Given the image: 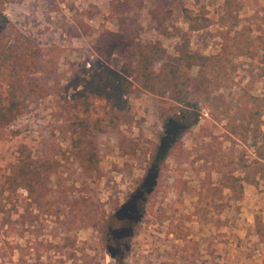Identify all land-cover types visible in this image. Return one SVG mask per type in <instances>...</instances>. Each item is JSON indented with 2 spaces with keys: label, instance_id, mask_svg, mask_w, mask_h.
I'll list each match as a JSON object with an SVG mask.
<instances>
[{
  "label": "rangeland",
  "instance_id": "374dc122",
  "mask_svg": "<svg viewBox=\"0 0 264 264\" xmlns=\"http://www.w3.org/2000/svg\"><path fill=\"white\" fill-rule=\"evenodd\" d=\"M157 6L171 11L163 27L151 14ZM8 22L53 51L13 87L0 83V95L11 90L21 104L11 122L0 119V264H116L101 243L106 221L143 179L163 119L180 111L172 94L136 85L126 122L97 138L100 174L84 171L62 108L74 93L66 86L96 63L123 72L128 56L101 46L119 33L160 43L156 66L199 53L225 67L182 151L166 159L126 264H264V176L245 185L241 202L220 189L233 156L264 153V0H0L4 42ZM191 75L197 80L199 68ZM28 158L55 169L41 207L25 188L4 185ZM205 184L218 196H206Z\"/></svg>",
  "mask_w": 264,
  "mask_h": 264
},
{
  "label": "trees",
  "instance_id": "16d2710c",
  "mask_svg": "<svg viewBox=\"0 0 264 264\" xmlns=\"http://www.w3.org/2000/svg\"><path fill=\"white\" fill-rule=\"evenodd\" d=\"M170 13V10L160 6L151 11L153 19L161 27L165 26ZM187 16L190 21L194 20V17ZM8 24L9 32H12L9 41L4 42V37H0V83L3 87L7 86L6 82L13 87L22 76L34 74L38 63L53 51L51 47H41L17 31L10 22ZM192 28L195 29L194 25ZM114 36L110 39L105 37L101 46L128 56L129 62L124 71L118 72L96 63V67L84 69L76 79L70 78L66 86L67 91L72 89L74 93L62 108L66 114L67 131L81 152L84 171L100 174L97 138L107 132L108 127L116 129L126 122L128 97L136 85L154 94H172L180 106L179 112L163 119L165 133L145 168L143 179L106 221L102 246L116 264H126L148 200L158 190L166 159L182 151V137L199 124L201 115L196 110L200 103L211 99L212 86L219 82L225 67L218 55L205 56L199 53H185L182 58L184 63L165 62L156 66L155 58L163 52L160 43H140L127 33ZM194 67L199 68L197 80L191 75ZM10 92L8 96L0 95V119L8 123L21 110L20 101L15 100ZM194 97L197 100L195 103ZM98 111L101 112L100 116L91 121V116ZM103 122H106L104 126ZM263 145L264 137L262 147H259L264 152ZM232 158L236 168L225 177L220 189L221 192L228 190L237 202H241L246 198L245 185H256L259 182L258 175L264 176V160H261L264 159V153L255 159L241 154L238 158ZM54 170L50 163L28 158L20 161L12 174L5 177L4 185L13 189L25 188L31 202L41 207L51 190L49 178ZM203 188L206 196H218L214 187L205 184Z\"/></svg>",
  "mask_w": 264,
  "mask_h": 264
}]
</instances>
